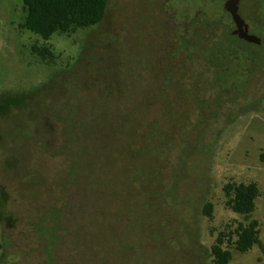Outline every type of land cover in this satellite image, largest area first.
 <instances>
[{"label": "rangeland", "instance_id": "rangeland-1", "mask_svg": "<svg viewBox=\"0 0 264 264\" xmlns=\"http://www.w3.org/2000/svg\"><path fill=\"white\" fill-rule=\"evenodd\" d=\"M238 12L261 44L215 62L185 45L242 40L225 0H109L48 41L0 0V264H212L217 233L246 223L231 181L259 186L261 244L230 264H264V0Z\"/></svg>", "mask_w": 264, "mask_h": 264}, {"label": "trees", "instance_id": "trees-1", "mask_svg": "<svg viewBox=\"0 0 264 264\" xmlns=\"http://www.w3.org/2000/svg\"><path fill=\"white\" fill-rule=\"evenodd\" d=\"M258 1L260 4L263 2V0ZM23 2L26 17L22 27L39 35L45 41L50 40L54 34L71 36L79 30L100 25L107 15L109 4V0H23ZM260 29L264 35V22L261 23ZM210 34L211 36L206 39L210 42L208 46L201 47L187 43L185 47L191 49L200 47L203 55L215 59V62L222 60L229 49L237 50L240 54H249L248 49L256 47L254 44L238 40L235 36L225 35L220 39L214 31H210ZM201 40L203 41V38ZM32 52L40 61L47 64H53L56 60V55L48 46H33ZM221 70L218 66L219 75ZM261 159L264 162V154ZM8 162L11 160L7 159L6 163ZM223 192L227 209L244 216L246 223L228 225L226 229L217 233L211 248L212 264H230L234 251L245 254L254 246L261 244L258 221H249L256 210V200L261 195L258 184L231 181L224 185ZM204 214L210 219L213 218L211 203L204 207ZM144 238L141 250L145 248L149 251V235Z\"/></svg>", "mask_w": 264, "mask_h": 264}, {"label": "water", "instance_id": "water-1", "mask_svg": "<svg viewBox=\"0 0 264 264\" xmlns=\"http://www.w3.org/2000/svg\"><path fill=\"white\" fill-rule=\"evenodd\" d=\"M240 0H225V8L231 14L236 24V34L240 39L250 44H261V39L256 35L249 33V26L241 19L239 15Z\"/></svg>", "mask_w": 264, "mask_h": 264}, {"label": "flooded vegetation", "instance_id": "flooded-vegetation-1", "mask_svg": "<svg viewBox=\"0 0 264 264\" xmlns=\"http://www.w3.org/2000/svg\"><path fill=\"white\" fill-rule=\"evenodd\" d=\"M249 33L251 34V32H250V29H249ZM244 41V40H243ZM250 44V43H249Z\"/></svg>", "mask_w": 264, "mask_h": 264}]
</instances>
